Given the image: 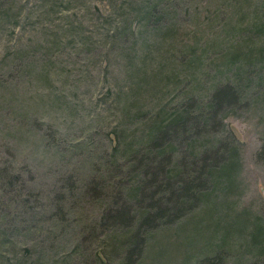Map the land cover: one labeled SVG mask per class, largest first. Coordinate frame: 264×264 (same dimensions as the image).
Returning a JSON list of instances; mask_svg holds the SVG:
<instances>
[{"label": "rangeland", "instance_id": "1", "mask_svg": "<svg viewBox=\"0 0 264 264\" xmlns=\"http://www.w3.org/2000/svg\"><path fill=\"white\" fill-rule=\"evenodd\" d=\"M0 264H264V0H0Z\"/></svg>", "mask_w": 264, "mask_h": 264}, {"label": "trees", "instance_id": "2", "mask_svg": "<svg viewBox=\"0 0 264 264\" xmlns=\"http://www.w3.org/2000/svg\"><path fill=\"white\" fill-rule=\"evenodd\" d=\"M223 92V91H222ZM221 92V93H222ZM220 93V94H221ZM220 94H217L216 96H215V100L219 97V95ZM227 96L228 97H232V96H234V93L232 92V90H227ZM184 124V121H183V117H177V118H175V119H173V120H171L170 122H169V124L167 125V127L165 128V127H163V126H159V125H157V126H154V127H152L151 128V130H150V133L152 134V135H154V133H158L159 131H160V133H167V131L166 130H169V131H173L174 129H178L180 126H182ZM167 128H169V129H167ZM161 129H163V130H161ZM162 131V132H161ZM169 131H168V133H169ZM167 133V134H168ZM150 134V135H151ZM170 148V146L168 145V147H167V149L165 148H163V147H158L157 148V150H156V152H157V155L159 154V156H163L165 159L166 158H169V153H171V150L169 149ZM152 151V150H151ZM223 168V167H222ZM221 172H222V170H221ZM177 171H175V175H177ZM211 173V172H210ZM223 173V172H222ZM210 174H208V176H209ZM209 180L211 181V183H215L216 181H217V178L216 177H211V175H210V178H209ZM205 181L206 180H204L203 181V183H205ZM195 188H196V184H195ZM138 190H136L135 192H137ZM196 198H197V200H199V198H200V196L198 195H196L195 196ZM182 199V198H181ZM192 199H193V195H190V194H188V196H186L185 198H183L182 199V201H183V204L184 205H186L188 202H190V201H192ZM178 201H179V198H178ZM181 201V200H180ZM159 210V214L156 216V218L155 219H153L154 218V216L153 217H151V216H149V210H146V212H144L143 214H142V220H144L145 218V220H147L146 222L148 223V222H150L149 224L151 225V223H155V222H159V219H160V216H161V218H164V213L163 212H161V209H158ZM161 212V213H160ZM135 238V244H138V242H139V240L136 238V237H134ZM129 246V245H128Z\"/></svg>", "mask_w": 264, "mask_h": 264}]
</instances>
